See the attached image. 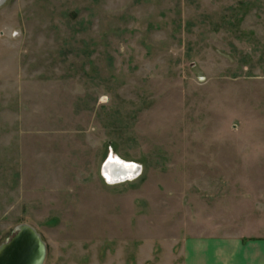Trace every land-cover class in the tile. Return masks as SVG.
<instances>
[{
  "label": "rangeland",
  "instance_id": "rangeland-1",
  "mask_svg": "<svg viewBox=\"0 0 264 264\" xmlns=\"http://www.w3.org/2000/svg\"><path fill=\"white\" fill-rule=\"evenodd\" d=\"M20 223L43 264L264 239V0H1L0 244Z\"/></svg>",
  "mask_w": 264,
  "mask_h": 264
},
{
  "label": "crops",
  "instance_id": "crops-1",
  "mask_svg": "<svg viewBox=\"0 0 264 264\" xmlns=\"http://www.w3.org/2000/svg\"><path fill=\"white\" fill-rule=\"evenodd\" d=\"M192 246L187 264H264V239L247 246L223 239L195 241Z\"/></svg>",
  "mask_w": 264,
  "mask_h": 264
},
{
  "label": "water",
  "instance_id": "water-1",
  "mask_svg": "<svg viewBox=\"0 0 264 264\" xmlns=\"http://www.w3.org/2000/svg\"><path fill=\"white\" fill-rule=\"evenodd\" d=\"M45 258L46 243L37 229L28 223L16 225L12 235L0 244V264H43Z\"/></svg>",
  "mask_w": 264,
  "mask_h": 264
},
{
  "label": "bare ground",
  "instance_id": "bare-ground-1",
  "mask_svg": "<svg viewBox=\"0 0 264 264\" xmlns=\"http://www.w3.org/2000/svg\"><path fill=\"white\" fill-rule=\"evenodd\" d=\"M137 165L133 161L124 160L117 155L111 154L108 156L103 167L101 166V172L109 180V183L121 182L133 179L139 174L141 168Z\"/></svg>",
  "mask_w": 264,
  "mask_h": 264
}]
</instances>
